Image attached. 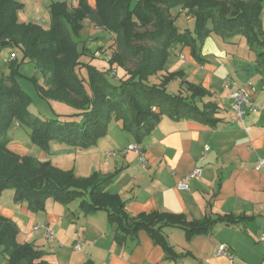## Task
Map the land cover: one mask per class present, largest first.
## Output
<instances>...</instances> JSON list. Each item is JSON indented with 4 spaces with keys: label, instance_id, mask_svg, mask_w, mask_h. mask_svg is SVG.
I'll return each mask as SVG.
<instances>
[{
    "label": "trees",
    "instance_id": "trees-1",
    "mask_svg": "<svg viewBox=\"0 0 264 264\" xmlns=\"http://www.w3.org/2000/svg\"><path fill=\"white\" fill-rule=\"evenodd\" d=\"M175 7L195 18L194 30L179 29L172 14ZM263 7L264 0H137L135 4L133 0H96L95 6L79 0L74 8L54 2L50 5L51 26L44 29L36 23L19 22L18 11L23 8L20 1L0 0V47L8 43L21 47L50 84L39 86V91L47 97L67 100L78 109L67 119H43L29 109L32 98L14 73L0 78V194L8 187L14 188L15 201L26 202L32 212L44 211L50 198L63 205L79 200L85 214L107 213L109 224L117 226L115 239L119 244L138 240L139 231L145 230L172 258L176 253L163 234L164 227L182 228L191 237L212 234L219 223L236 224L249 219L227 214L188 221L183 214L158 210L131 215L120 195L108 191L116 172L94 171L80 177L74 168L64 170L51 161L14 153L8 148L7 132L16 120L28 126L32 139L43 147L47 148L50 140H58L88 149L107 134L113 120L122 121L123 130L132 134L137 144L164 114L214 126L218 121L214 117L216 104L203 101L209 92L186 80L183 70L168 72L159 83L149 84V78L164 70L177 45L190 46L193 58L203 63L202 45L212 33L223 39L244 36L256 51L263 72ZM85 19L113 35L116 48L107 60L108 71L115 65L133 64L118 84H112L101 70L89 67L87 91L76 72L81 56L77 38ZM17 60H10V64L14 66ZM177 78L187 85L190 94L168 91L167 85ZM18 233L17 224L0 215V252L6 264H54L46 259L49 253L34 243L18 242ZM81 264L96 263L87 260Z\"/></svg>",
    "mask_w": 264,
    "mask_h": 264
},
{
    "label": "crops",
    "instance_id": "crops-1",
    "mask_svg": "<svg viewBox=\"0 0 264 264\" xmlns=\"http://www.w3.org/2000/svg\"><path fill=\"white\" fill-rule=\"evenodd\" d=\"M18 1L23 4L18 11L19 22L36 23L44 29L51 26L52 3L64 2L73 8L79 5V0ZM86 1L96 4V0ZM261 19L264 28V7ZM215 35L210 34L203 42V63L193 58L191 48L177 45L158 74L183 70L186 80L205 88L209 95L203 101L216 104L217 124L162 115L139 143L145 165L136 152H119L136 140L123 130L122 121L113 120L96 145L88 149L65 147L74 156V163L72 167L62 163L59 168H74L80 177L94 171L116 172L108 191L120 195L131 215L158 210L183 214L188 221L227 214L249 219L236 224L219 223L212 234L191 237L182 228L164 227L163 234L176 253L172 258L145 230L139 231L138 240L119 244L115 239L117 226L109 224L107 213L85 214L78 208L79 200L63 208L50 198L40 212L30 211L26 202H15L8 213L0 205V215L19 227L18 242L44 248L49 253L46 259L54 264H81L87 260L96 264H264V242L259 239L264 233V164L257 168L264 159V71L244 36L225 46ZM243 38L245 42L238 48ZM184 58H189L188 67L174 69L181 66L180 59ZM243 86L252 92L257 109L248 110L241 122L232 109L230 93ZM197 166L203 168L202 176L180 187L183 178ZM43 223L54 229L55 240H47L42 228L35 229ZM77 240L82 241L79 249L74 248ZM223 242L229 245L233 257L217 255Z\"/></svg>",
    "mask_w": 264,
    "mask_h": 264
},
{
    "label": "rangeland",
    "instance_id": "rangeland-1",
    "mask_svg": "<svg viewBox=\"0 0 264 264\" xmlns=\"http://www.w3.org/2000/svg\"><path fill=\"white\" fill-rule=\"evenodd\" d=\"M134 4L137 0H133ZM263 12V10H262ZM172 14L175 20V24L179 29H189L194 30L195 18L186 14L180 7H175L172 10ZM262 16V13H261ZM242 35L235 36L231 39H222L218 35L214 38L221 40L225 46H231L232 41H239ZM79 44L78 49L81 52L80 64L76 67V72L83 80L84 86L89 90V67H95L101 70L106 78L112 84H118L120 80L125 77L126 68H132L133 64L127 63L126 67L114 66L112 71H108L109 63L108 58L111 57L115 51L114 39L111 32L103 27L96 26L90 19H86L84 22V31L81 33L80 37L77 38ZM225 40V41H224ZM244 38L241 43H239L238 48L244 44ZM189 47L190 46H185ZM248 49L247 45H244V50ZM98 50L102 51L103 57L94 56V53ZM14 53H18V60L15 65L10 64V57ZM181 57V52L179 53ZM182 58V57H181ZM182 64L174 69L187 68L189 58L180 59ZM167 69L173 70V68L167 67ZM115 71V75L113 73ZM14 73L23 89L31 96V104L29 109L35 114L41 116L43 119H53V118H70L72 114L78 111L73 104L67 102V100L57 99L54 97H47L39 91V86L49 87L47 77L42 73V69L38 67L35 60L28 56H25L23 49L19 46H14L8 43L0 47V78L3 75ZM50 74H48L49 76ZM163 76L160 74L153 75L149 78V84H154L156 80H162ZM159 81V82H160ZM170 93H180L182 91L185 95L190 94L187 85L181 83V79L177 78L174 82L169 84L168 88ZM9 141L8 148L14 153L20 155H27L38 159L39 161H51L52 164L59 167L62 163H67L72 167L74 163V156L71 151H66L65 147H71L68 144L58 141L50 140L48 146L43 147L37 142H35L31 137V129L21 124L20 122L14 120L7 132ZM80 148V147H79ZM15 190L14 188H6L0 194V205L6 208H1L8 213V209H11L14 203ZM54 202L55 201H51ZM77 202V201H76ZM73 201L72 203L75 204ZM59 206L65 208V205L58 203ZM80 208V205L79 207ZM47 239V238H46ZM47 248H51L49 242L46 243ZM45 245V246H46ZM44 246V247H45ZM59 246V245H58ZM54 248V246L52 247ZM43 250L44 248H39ZM3 253L0 252V263L6 264L5 258H3Z\"/></svg>",
    "mask_w": 264,
    "mask_h": 264
},
{
    "label": "built area",
    "instance_id": "built-area-1",
    "mask_svg": "<svg viewBox=\"0 0 264 264\" xmlns=\"http://www.w3.org/2000/svg\"><path fill=\"white\" fill-rule=\"evenodd\" d=\"M95 55L98 57H104L102 54V51L98 50L95 52ZM181 57L183 58L184 55L181 53ZM15 58H18V53H14L11 55L9 60H13ZM230 97L232 99V109L235 112V115L237 119L241 122L244 121L245 114L248 110H256L257 106L254 103L252 92L246 87H238L237 89L233 90L230 93ZM249 129V128H246ZM132 150L136 152L139 155L140 161L146 165V158L142 152L141 147L137 143H132L129 145L128 148H125L121 151H119L122 154H125L127 151ZM205 150H209V146H205ZM264 164V159H261L257 163V168H260ZM203 173V168L200 166L195 167L192 171H190L180 182L179 186H187V182L194 178H200ZM42 228L45 232V236L47 240L53 241L56 239V234L54 229L49 226V224H37L35 226V229ZM260 241L264 242V233L260 236ZM82 244L81 240H77L76 244L74 245L75 249H79ZM217 255H225L229 257H233V253L230 250V247L227 243H221L217 249Z\"/></svg>",
    "mask_w": 264,
    "mask_h": 264
}]
</instances>
